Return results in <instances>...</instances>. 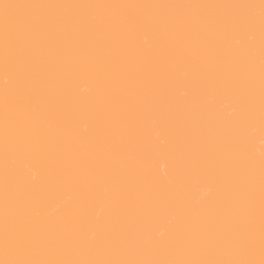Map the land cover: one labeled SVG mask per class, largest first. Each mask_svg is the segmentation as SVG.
Returning <instances> with one entry per match:
<instances>
[{
    "label": "bare ground",
    "instance_id": "1",
    "mask_svg": "<svg viewBox=\"0 0 264 264\" xmlns=\"http://www.w3.org/2000/svg\"><path fill=\"white\" fill-rule=\"evenodd\" d=\"M0 264H264V0H0Z\"/></svg>",
    "mask_w": 264,
    "mask_h": 264
}]
</instances>
